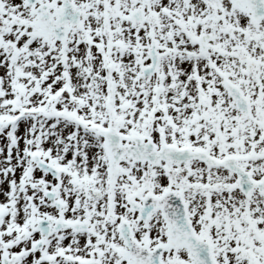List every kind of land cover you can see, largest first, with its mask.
I'll use <instances>...</instances> for the list:
<instances>
[{
	"label": "snow or ice",
	"instance_id": "obj_1",
	"mask_svg": "<svg viewBox=\"0 0 264 264\" xmlns=\"http://www.w3.org/2000/svg\"><path fill=\"white\" fill-rule=\"evenodd\" d=\"M0 264H264V0H0Z\"/></svg>",
	"mask_w": 264,
	"mask_h": 264
}]
</instances>
